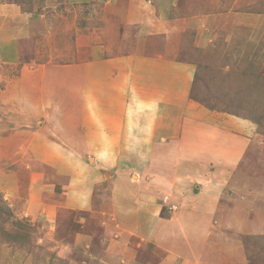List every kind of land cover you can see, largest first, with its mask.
Listing matches in <instances>:
<instances>
[{"label": "rangeland", "instance_id": "rangeland-1", "mask_svg": "<svg viewBox=\"0 0 264 264\" xmlns=\"http://www.w3.org/2000/svg\"><path fill=\"white\" fill-rule=\"evenodd\" d=\"M191 1V13L198 15V30L187 28L168 41L160 37L147 40L144 45L156 51H145L163 55L166 49L165 60L193 66L190 82L180 76L177 79L189 87L191 99L233 122L254 128L252 156L243 169L234 168L232 172L234 178L254 175L256 201L233 182L232 188L221 191L225 198L219 201L217 210L211 209L206 216V210L200 212L207 200L203 201L205 196L193 199L195 190L191 186L186 193L172 185L148 183L140 175V184L134 189L160 192L158 200L150 203L152 208L160 204L156 215L154 208L151 210L163 218L158 232L154 224L144 225L142 216L131 217L119 208L116 194L120 189L114 187V195L112 186H105L121 171L116 166L114 171L104 169L110 173L97 187L92 206L66 208L63 203L69 189L63 183L51 184V171L35 160L27 145L30 138L26 141L18 135L22 130L31 134L38 129L35 119L39 111L26 102L16 103L12 80L21 77L24 66L31 69L42 63L80 59L76 37L81 31L90 33L105 27V2L0 0V5L17 4L28 12L36 10L34 19L29 16L17 21L0 15V264H264V231L249 227L259 225L264 229V0ZM38 13L43 15L41 19ZM131 26L134 32L135 25ZM122 27L116 25L119 32L114 56L134 50ZM16 36H20L18 42L14 41ZM111 37L97 34L89 45L107 44ZM155 91L152 89V93ZM172 92L168 90L167 96ZM128 172V177L139 176ZM132 177L128 184L124 181L126 186L134 183ZM191 210L200 212L193 215ZM117 218L120 229L114 227ZM125 223L128 228H123Z\"/></svg>", "mask_w": 264, "mask_h": 264}, {"label": "crops", "instance_id": "crops-1", "mask_svg": "<svg viewBox=\"0 0 264 264\" xmlns=\"http://www.w3.org/2000/svg\"><path fill=\"white\" fill-rule=\"evenodd\" d=\"M66 1L80 4L97 0ZM104 2L105 27L90 33L81 31L76 37L80 59L75 58L72 63H42L31 69L24 66L21 77L12 80L16 103L26 102L31 109L39 111L35 119L38 129L31 134L22 130L18 135L24 136L26 141L27 137L30 138L27 145L35 160L51 171L53 179L48 177L53 182L51 184L63 183L62 186L69 189L70 195L64 198V206L68 209L92 206L97 187L110 173L104 169L114 171L116 166L121 171L118 170L116 178L113 177L105 186H112L114 195V187L120 189L116 199L123 214L142 216L143 224L148 227L154 224L158 232L163 218L155 215L160 204H154L153 215L150 203L158 200L160 192L145 187L134 189L140 184V175L147 178L148 183L155 181L157 185H172L186 193L191 186L195 190L193 199L205 196L203 201H207L201 212L189 211L193 215L206 213V210V216H210L209 211L217 210L219 201L225 198L221 191L225 193L232 188L233 182L256 201L258 188L254 175L234 178L232 172L234 168L238 171L243 169L247 158L252 156L256 140L254 128L199 106L191 99L189 87L182 86L183 81L177 80L180 76L190 82L193 66L165 60L164 56L168 58L166 47L162 55L151 53L156 50L144 45L145 41L155 37L168 41V38H174V33L176 35L190 27L198 30V26L195 28L199 23L198 15L191 13L193 2ZM34 11L23 10L17 4L0 5V15L17 21L29 16L34 19ZM42 16L38 13L40 19ZM119 24L123 26L124 37L130 36L134 48L124 56H114V41L119 32L116 25ZM131 25H135L134 32L130 30ZM100 33L112 35L110 42L89 45ZM19 38L14 37V41L18 42ZM145 50L151 52L148 54L149 51ZM175 60L178 61L177 58ZM170 72L174 73L167 78ZM22 85H26L29 91ZM152 89L158 92L152 93ZM168 90L173 91L170 97L167 96ZM131 170L139 176L136 179L130 176L134 183L126 186L130 180L128 171ZM183 210L187 208H181ZM116 221L114 227L120 229L118 218ZM127 226L125 223L123 228ZM249 227L264 231L259 225Z\"/></svg>", "mask_w": 264, "mask_h": 264}]
</instances>
